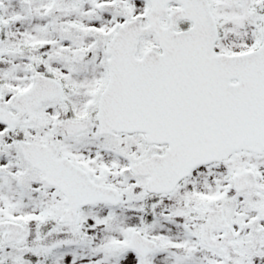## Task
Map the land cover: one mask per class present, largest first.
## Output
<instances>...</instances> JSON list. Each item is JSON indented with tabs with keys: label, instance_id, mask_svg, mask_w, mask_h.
<instances>
[{
	"label": "snow or ice",
	"instance_id": "obj_1",
	"mask_svg": "<svg viewBox=\"0 0 264 264\" xmlns=\"http://www.w3.org/2000/svg\"><path fill=\"white\" fill-rule=\"evenodd\" d=\"M0 264H264V0H0Z\"/></svg>",
	"mask_w": 264,
	"mask_h": 264
}]
</instances>
